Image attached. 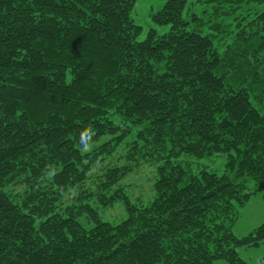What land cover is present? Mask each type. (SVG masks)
<instances>
[{"label":"trees","instance_id":"obj_1","mask_svg":"<svg viewBox=\"0 0 264 264\" xmlns=\"http://www.w3.org/2000/svg\"><path fill=\"white\" fill-rule=\"evenodd\" d=\"M135 1L0 0V264H248L236 247L264 239L231 229L264 198V9L219 53L187 0L139 40ZM214 1L211 27L243 0ZM130 133L127 159L157 164L146 204L118 185L130 166H97ZM218 152L221 175L176 161ZM117 200L127 216L101 220L92 202Z\"/></svg>","mask_w":264,"mask_h":264},{"label":"rangeland","instance_id":"obj_2","mask_svg":"<svg viewBox=\"0 0 264 264\" xmlns=\"http://www.w3.org/2000/svg\"><path fill=\"white\" fill-rule=\"evenodd\" d=\"M166 0H136L131 12L132 19L135 24L141 27V32L138 39H144L150 29H154L157 34H162L169 31V24H159L153 20V14L157 12ZM214 0H187V5L183 11V16L190 20L189 28L206 34L212 40L215 49L222 53L229 43H231L237 33L251 32L252 25L247 24L255 17L256 12L264 9V0H243L239 4L235 2V8L231 14L225 19L223 24L217 27H211L209 24L215 20L210 18ZM192 14L202 17L203 23H197L191 18ZM242 18V19H240ZM253 105L259 110L262 109L261 102L253 97H250ZM261 106V108H260ZM134 127L133 129H135ZM134 133L126 136L109 155H102L98 159L99 167L105 165H128L132 168L118 183L124 189L128 200L131 203H149L154 197L153 183L156 179V163L148 161L128 160L127 153L129 152V142L133 138ZM107 139L103 137L101 140ZM227 155L222 152L206 155L201 158L190 154L180 155L176 161L188 167L192 172H197L201 169L214 172L221 175L225 172V163ZM94 170H97L94 168ZM91 181V180H90ZM249 181V186L252 185ZM15 191H19L20 186H14ZM68 195L64 196V200L68 199ZM96 208L101 220L116 224L127 216V212L121 200L115 201L108 206H100L92 202ZM78 221L84 226L92 225L84 216H79ZM264 222V198L260 191L253 193L248 201L238 208V215L232 225L234 235L240 237L248 234L259 224ZM236 251L239 257L244 259L248 264H264V239L258 246H237ZM213 264H228L224 259H215Z\"/></svg>","mask_w":264,"mask_h":264}]
</instances>
